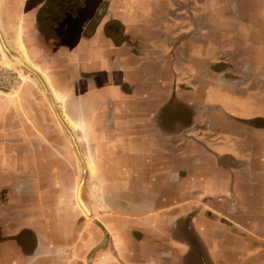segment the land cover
<instances>
[{
    "label": "crops",
    "instance_id": "0c3cea01",
    "mask_svg": "<svg viewBox=\"0 0 264 264\" xmlns=\"http://www.w3.org/2000/svg\"><path fill=\"white\" fill-rule=\"evenodd\" d=\"M0 36L37 81L0 85V264H264V0H0Z\"/></svg>",
    "mask_w": 264,
    "mask_h": 264
},
{
    "label": "rangeland",
    "instance_id": "374dc122",
    "mask_svg": "<svg viewBox=\"0 0 264 264\" xmlns=\"http://www.w3.org/2000/svg\"><path fill=\"white\" fill-rule=\"evenodd\" d=\"M23 48H25V45ZM20 52H22V54ZM20 52H19L20 54H18V56L16 54V56H12L13 57L12 58L10 55H8V53L6 52L5 48L3 47V45L0 41V53H1V55H0V85L1 86L10 87L12 85L14 86V84H16V85H21V84L23 85L25 83L27 84V81L30 80V75H32L31 77L33 78V80L35 79L34 78L35 76H33V74H31L30 72H28L27 70H25L23 68V66L25 64L31 65V63L28 60V56L25 54V52L21 51V50H20ZM14 57H18L19 60H21L23 64H20L17 60H15L16 58L14 59ZM35 81H36V79H35ZM0 93L6 94L2 88H0ZM13 94L17 96L18 91L16 90L15 93L7 94V96H12ZM56 97H57L58 101H61V102L63 101L61 96H56ZM55 115L56 114H54V123L55 124L53 126L59 127L61 129L62 127H64L62 120H60V118H57ZM67 120L71 123V126H76V124H74L70 118H67ZM70 137L71 138H73V137L69 136L70 141H72ZM89 165H90V169H92L91 164H89ZM79 185H80V183L77 186L76 192H78ZM81 191H82V189H81ZM86 215L88 216L89 213H86Z\"/></svg>",
    "mask_w": 264,
    "mask_h": 264
},
{
    "label": "bare ground",
    "instance_id": "6f19581e",
    "mask_svg": "<svg viewBox=\"0 0 264 264\" xmlns=\"http://www.w3.org/2000/svg\"><path fill=\"white\" fill-rule=\"evenodd\" d=\"M21 48H23V46H21ZM12 57V56H11ZM13 58V57H12ZM16 58V59H15ZM14 59L15 60H17L20 64H23L22 63V61L21 60H19V58L18 57H14ZM81 189H82V184H80L79 185V187H78V190H79V202H80V204H81V206H82V208L84 209V211L86 212V213H89L88 212V209L86 208V206L84 205V203H83V201H82V199H81ZM105 245V240L103 241V242H101L100 244H99V246L98 247H101V246H104ZM97 247V248H98Z\"/></svg>",
    "mask_w": 264,
    "mask_h": 264
},
{
    "label": "water",
    "instance_id": "95a60500",
    "mask_svg": "<svg viewBox=\"0 0 264 264\" xmlns=\"http://www.w3.org/2000/svg\"><path fill=\"white\" fill-rule=\"evenodd\" d=\"M0 39H1V43H2L3 47L5 48L6 52L8 53V55H10V56H14V55L10 52V50L8 49V47L6 46V44H5V42L3 41V39L1 38V36H0ZM23 68H24L25 70H27L28 72H30L31 74H34V72H33L32 70H30V69L27 67L26 64L23 66Z\"/></svg>",
    "mask_w": 264,
    "mask_h": 264
}]
</instances>
